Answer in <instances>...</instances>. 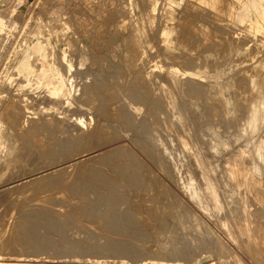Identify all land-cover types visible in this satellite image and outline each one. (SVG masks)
Here are the masks:
<instances>
[{"label": "bare ground", "instance_id": "1", "mask_svg": "<svg viewBox=\"0 0 264 264\" xmlns=\"http://www.w3.org/2000/svg\"><path fill=\"white\" fill-rule=\"evenodd\" d=\"M78 1L88 3L91 14L87 22L77 13L70 21L82 31L88 26V38L104 35L100 12L111 13L107 28L125 33L91 46L104 53L88 54V64L96 61L100 69L91 83L86 72L75 83L81 74L67 51L74 46H59L67 26L55 20L24 29L16 46H0V175L60 158L93 135L114 131L92 125L79 111L112 115L108 103L120 95L133 108L117 111L127 127L106 144L129 133L137 137L129 139L134 147L127 157L118 149L101 153L89 159L95 168L83 176L65 183H53L52 173L40 177L16 217L0 220V257L7 258L0 264H43L25 259L47 253L106 264L213 257L235 264L231 246L203 219L264 264V224L255 221L264 220V0H96L94 8ZM9 9L0 11V43L11 34L2 14L27 13L23 4ZM235 36L248 39L254 51L244 43L236 47ZM156 48L161 61L151 66ZM85 58L79 52V68ZM161 66L168 83L159 86L158 100L139 98L137 91L149 92L152 71ZM135 103L148 107L152 122L137 120L141 106ZM87 220H103L107 246L89 248L69 235ZM15 257L24 259L8 260Z\"/></svg>", "mask_w": 264, "mask_h": 264}, {"label": "rangeland", "instance_id": "2", "mask_svg": "<svg viewBox=\"0 0 264 264\" xmlns=\"http://www.w3.org/2000/svg\"><path fill=\"white\" fill-rule=\"evenodd\" d=\"M86 3L89 2L92 8H94L96 4V0H85ZM79 3V4H78ZM20 4H23L25 8H27V13H25L24 16L18 15L15 11V13L10 14L9 16H4V21L6 25L8 26L11 34L8 37L7 40H2L0 43V46H16L23 38L26 37V30L32 31L35 26H40V24H46L49 21L52 22V20H55L56 25H66L67 26V32L65 34L63 42L59 46H74L73 48L68 47L67 51L69 52V55L76 59L75 63L76 72H78L81 75L77 76L76 84H79L80 81L84 80L83 73L86 72V74L90 75L88 77V83H91L94 81V79H98L99 77V66L96 61L89 60L90 64H88V54H91V57L97 56V58H104V53L100 51H96L95 48H91V46H99V43L102 40H106L108 38L115 37V34L123 35L125 33V30L122 28L117 27L114 28L107 26L109 25L110 17L109 15L111 13L109 12H100V25L104 26V35L103 36H91L88 38V26L87 28L82 31L78 29L77 26L73 25L71 21L74 19V14L77 13L80 17H85L86 22L88 20V14H91L90 11H88V3L83 5L78 0H0V11L7 10L8 8H11L9 10H16ZM62 5L63 7H56L58 5ZM119 7H124L123 12H126V6L123 3L117 4ZM68 6V7H67ZM68 10H66L65 9ZM58 10L57 15H52L51 11ZM95 12L94 9H92V13ZM78 16V17H79ZM73 17V19L70 21V18ZM69 19V20H68ZM39 20V21H38ZM54 22V23H55ZM88 25V24H87ZM24 29H26L24 31ZM72 36V40L69 41L67 38H70ZM233 39H240V41L237 43L236 47L243 48L245 46H240L241 44H247L246 48L248 47V50L250 53H252L254 46L252 43H249L248 39H241V37L235 36ZM237 42V41H236ZM98 50V49H97ZM79 52H83L85 54V63L82 68H79ZM97 52V53H96ZM156 53V55H155ZM263 53V52H262ZM82 55V54H81ZM80 55V57H81ZM159 52L156 48L153 50V58L154 62H152L150 65H155V63H160L161 60H159ZM73 59V60H74ZM108 59V58H107ZM232 60V56H226L224 57V61L228 62ZM159 64V65H163ZM162 67V66H161ZM165 66L162 68H157L156 70L152 71V76L149 84V92L145 90L137 91L139 92L137 96L139 98L145 99L144 97H147L149 100H158L159 94V86H167V80L165 78ZM87 79V78H86ZM108 95V94H107ZM112 96V95H111ZM144 96V97H140ZM120 100L118 103L110 101V98L108 100L110 101L108 105H112L110 107V110L113 108L112 115H108L106 113H96L92 111H87L85 108H82L81 111H79V115H81L84 119H86L88 122L92 121V125L95 126H101L104 125V127H111L114 128V131H110L106 135L98 136L93 135L91 138H88V142H85L82 146L78 147L75 151L69 152L66 155L52 159L47 162H40L38 165L35 166H27L20 167L18 169H14L10 173H7L5 175H0V220L5 218V220H10L16 217L18 214V210L20 211L21 208H24L25 199L26 196H31L33 193H35V189L39 187L42 182L37 181L40 177H43L47 174H55V178H53V183L56 182H67L68 180L75 179L79 176H83L84 174H87L90 172L91 169L95 168L94 165L89 164V159H94L97 155H100L101 153H106L108 151H111L113 149H118L122 156V158L127 157V151L129 148L133 149V145L130 142L131 137H137L136 135L129 133L128 137L126 139L118 140L115 143L112 144H106L107 142L117 138L121 137L122 134H119L120 130H126L125 128L127 126L123 125V123L118 119V110L125 108H133V106L130 107L132 101L130 102L129 97L125 98L123 95H120L118 98ZM124 100V101H122ZM122 101V102H121ZM136 107H140L141 114L138 117V121H143L146 123H150L151 118L148 116H145V110L148 107H145L144 105H140L139 103L136 104ZM105 106V110H106ZM108 118V119H107ZM107 119V120H106ZM120 129V130H119ZM153 172H156L155 169L151 168ZM185 172L186 168H183L181 172L179 173L180 176H183V179L185 178ZM163 182L167 184V186L171 189L170 192L175 194L176 196L180 197L186 204H188V201L181 189H179L177 186H175L173 183L167 181L165 178L162 177ZM88 184V182H87ZM88 186V185H87ZM88 188V187H87ZM74 196V195H72ZM25 197V198H24ZM41 197V196H40ZM75 197V196H74ZM21 198L23 200H21ZM43 198V197H42ZM93 199V198H92ZM24 201V202H23ZM82 203V202H80ZM40 206L49 207L50 209L53 208V206L49 205L46 206L44 204H40ZM193 208V207H192ZM55 210H58L59 208H55ZM100 210V212L104 211L102 208H97ZM66 211V209H63ZM195 210V209H194ZM63 211V212H64ZM261 216V215H260ZM253 219V218H252ZM212 230H214L231 248L232 256H230L231 263L235 264H255L254 261L258 264H263L262 262H259L257 260H254L251 258V256L246 253L245 249L239 244L237 247L235 245H232L230 241L225 238V236L220 233L208 220L203 219ZM103 221V220H102ZM97 221L95 223L88 222L87 221H81L79 226L75 227L73 232L69 233V235L77 236L85 242L86 246L89 248H99L107 246L108 242L105 240V237H107L104 233L101 232L100 225ZM257 223L264 224V220L262 219V216L255 219ZM79 231V233L76 232ZM76 232V234H73ZM43 233V232H42ZM44 234V233H43ZM51 237V236H50ZM51 239L58 240L54 236L51 237ZM121 240H125V237H120ZM248 252V251H247ZM59 254L63 255L62 252ZM92 255H97L96 250L91 249ZM264 258V257H262ZM2 260H7V258H2ZM20 260L24 258H9L8 260ZM88 258H79L78 260L75 258L74 260L66 258L64 256H58L55 257L51 253H47L46 255L39 257V258H29L25 259L27 261H34V262H41L43 264H70V263H78V264H106L107 262H104L102 260L94 261V262H88ZM264 260V259H263ZM197 262H200L199 264H220L218 260H216L215 257L209 258V259H203V258H195L190 259L182 262H177L180 264H197ZM129 264V263H127Z\"/></svg>", "mask_w": 264, "mask_h": 264}]
</instances>
